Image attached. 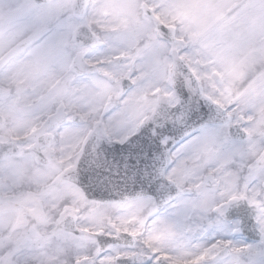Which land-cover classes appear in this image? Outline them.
<instances>
[{
    "label": "snow or ice",
    "instance_id": "6c2138e0",
    "mask_svg": "<svg viewBox=\"0 0 264 264\" xmlns=\"http://www.w3.org/2000/svg\"><path fill=\"white\" fill-rule=\"evenodd\" d=\"M0 264H264V0H0Z\"/></svg>",
    "mask_w": 264,
    "mask_h": 264
}]
</instances>
